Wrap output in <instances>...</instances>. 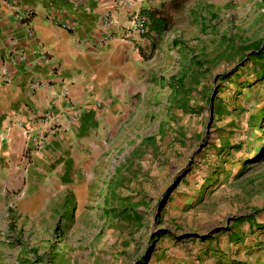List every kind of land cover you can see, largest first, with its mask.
I'll return each mask as SVG.
<instances>
[{
	"label": "rangeland",
	"instance_id": "rangeland-1",
	"mask_svg": "<svg viewBox=\"0 0 264 264\" xmlns=\"http://www.w3.org/2000/svg\"><path fill=\"white\" fill-rule=\"evenodd\" d=\"M167 15L144 53L155 96L50 186L48 216L7 218V264H264V0Z\"/></svg>",
	"mask_w": 264,
	"mask_h": 264
},
{
	"label": "crops",
	"instance_id": "crops-1",
	"mask_svg": "<svg viewBox=\"0 0 264 264\" xmlns=\"http://www.w3.org/2000/svg\"><path fill=\"white\" fill-rule=\"evenodd\" d=\"M183 1L134 0L132 9L168 17ZM189 1L222 6L246 0ZM116 2L0 0V68L5 66L10 78L0 79V264L9 260L4 232L16 229L7 218L28 229L34 218L48 216L50 186L74 184V169L94 164L113 121L127 120L137 104L143 107L156 94L149 83L150 61L144 59L145 52H156V34L147 33L148 27L147 35L130 32L128 14H116ZM25 11L31 17L24 18ZM108 18L116 22L109 32L104 26ZM41 52L71 77L66 99L59 97L58 85L30 98L27 80L47 77L38 61ZM44 108L55 116L64 109L67 127L57 129L48 122L40 129L45 142L38 146L37 127L25 136L17 124L28 125L30 114ZM72 112L78 115L74 124Z\"/></svg>",
	"mask_w": 264,
	"mask_h": 264
},
{
	"label": "built area",
	"instance_id": "built-area-1",
	"mask_svg": "<svg viewBox=\"0 0 264 264\" xmlns=\"http://www.w3.org/2000/svg\"><path fill=\"white\" fill-rule=\"evenodd\" d=\"M134 4V0H117L115 5V13L120 14L122 11H125L129 17L130 27L128 30L130 32H135L139 35H144L147 32V24L148 20L145 16L139 14L137 11L132 9ZM31 11H25L22 13L24 18L31 17ZM115 21L112 18H108L105 20L104 26L108 29V32L111 31L112 27L115 25ZM38 61L42 63L46 67L47 77L41 78L38 76L30 77L26 82V90L30 96V98H34L40 91H44L58 85L61 88L59 97L61 99H66L68 94V89L72 84V79L70 76L66 75L61 66L57 63L52 62L51 58L46 55L45 52H41L38 57ZM0 79L3 81L9 82V72L8 69L3 66L0 68ZM63 110L58 112L56 116L52 111L44 108L42 111L38 113L30 114L29 124L23 126L22 124H17L22 128L23 134L25 136H29V133L33 127H37V135L38 137V146L42 145L45 142L46 136L45 132L40 133V129L43 128L48 122H52L55 128H64L67 127L66 120H62ZM71 116V117H70ZM71 118V124L78 122V115L75 112L70 113L69 119ZM61 120V122L59 121ZM65 129V128H64Z\"/></svg>",
	"mask_w": 264,
	"mask_h": 264
},
{
	"label": "trees",
	"instance_id": "trees-1",
	"mask_svg": "<svg viewBox=\"0 0 264 264\" xmlns=\"http://www.w3.org/2000/svg\"><path fill=\"white\" fill-rule=\"evenodd\" d=\"M148 20V32H154L156 35H162L169 29V22L167 17L160 16L155 12L143 11L141 12ZM144 35H147L146 33ZM249 58L254 59L257 67V74L264 79V42L254 51L251 52Z\"/></svg>",
	"mask_w": 264,
	"mask_h": 264
}]
</instances>
